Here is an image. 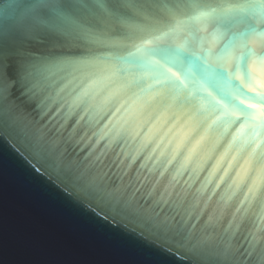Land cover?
<instances>
[{"label":"snow or ice","instance_id":"snow-or-ice-1","mask_svg":"<svg viewBox=\"0 0 264 264\" xmlns=\"http://www.w3.org/2000/svg\"><path fill=\"white\" fill-rule=\"evenodd\" d=\"M96 3L113 15L103 0ZM124 3L131 7L133 0ZM258 40L264 44V32ZM201 51L211 55L203 45ZM90 67L87 59L37 58L0 43V138L72 207L118 227L134 225L107 239L136 249L144 264H155L159 252L212 264H264V234L250 233L243 244L237 239L253 204L262 206L258 231L264 232V69L229 99L193 87L187 77L170 78L159 98L120 99L119 88L102 95L108 77L85 83ZM246 92L259 99L249 101ZM218 191L221 203L209 210ZM237 194L246 207L225 220Z\"/></svg>","mask_w":264,"mask_h":264},{"label":"water","instance_id":"water-1","mask_svg":"<svg viewBox=\"0 0 264 264\" xmlns=\"http://www.w3.org/2000/svg\"><path fill=\"white\" fill-rule=\"evenodd\" d=\"M103 3L113 15H106L96 0H0V43L13 53L37 58L87 59L91 67L85 83L108 77L102 95L119 88L120 99L141 94L159 98L170 90V78L183 82L185 77L193 87L229 99L230 91L253 86L264 69V44L258 40L264 32V0H133L131 7L124 0ZM85 33L99 39L92 41ZM141 45L147 51H140ZM201 45L211 55L204 54ZM219 57L226 58V66ZM255 86L259 91L258 83ZM245 95L249 101L259 99ZM17 147L28 155L23 144L17 142ZM134 172L135 166L125 181ZM166 182L167 177L161 187ZM241 199L237 194L230 201L225 220L245 209ZM220 203L218 191L211 194L207 208ZM261 207L253 204L244 211L240 244L250 233L264 234L258 231ZM133 227H118L86 208L72 207L0 138V264H144L136 249L107 239ZM155 264L212 262L159 252Z\"/></svg>","mask_w":264,"mask_h":264}]
</instances>
